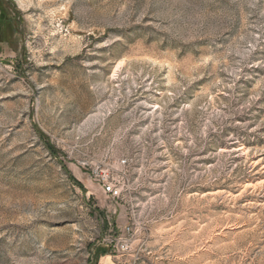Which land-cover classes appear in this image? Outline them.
Listing matches in <instances>:
<instances>
[{
  "label": "rangeland",
  "instance_id": "rangeland-1",
  "mask_svg": "<svg viewBox=\"0 0 264 264\" xmlns=\"http://www.w3.org/2000/svg\"><path fill=\"white\" fill-rule=\"evenodd\" d=\"M105 255L264 264V0H0V264Z\"/></svg>",
  "mask_w": 264,
  "mask_h": 264
},
{
  "label": "built area",
  "instance_id": "built-area-1",
  "mask_svg": "<svg viewBox=\"0 0 264 264\" xmlns=\"http://www.w3.org/2000/svg\"><path fill=\"white\" fill-rule=\"evenodd\" d=\"M104 192L109 195L112 198H119L122 194V189L120 187H117L115 185L109 184L104 187ZM127 234H130L131 229L127 228ZM105 244L108 247V237L105 239ZM124 247V246H123ZM124 249L127 251L130 249L129 245H126Z\"/></svg>",
  "mask_w": 264,
  "mask_h": 264
},
{
  "label": "crops",
  "instance_id": "crops-1",
  "mask_svg": "<svg viewBox=\"0 0 264 264\" xmlns=\"http://www.w3.org/2000/svg\"><path fill=\"white\" fill-rule=\"evenodd\" d=\"M106 217L108 218V216ZM103 246H106V244H103ZM99 264H118V263L111 256L105 255L101 257Z\"/></svg>",
  "mask_w": 264,
  "mask_h": 264
}]
</instances>
